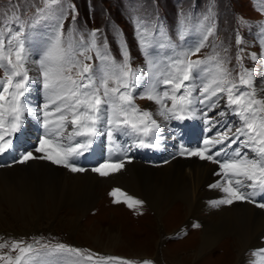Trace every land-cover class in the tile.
Segmentation results:
<instances>
[{
  "label": "rangeland",
  "instance_id": "rangeland-1",
  "mask_svg": "<svg viewBox=\"0 0 264 264\" xmlns=\"http://www.w3.org/2000/svg\"><path fill=\"white\" fill-rule=\"evenodd\" d=\"M10 1L11 2L1 1L0 3V23L4 25L2 32L5 36L10 34L8 32V28L10 27L9 22H7L8 19L14 20V24L20 25L23 23L24 27L36 24L35 26H43L44 28L48 26L47 21H53L54 24L50 26V28L54 31L59 29V20L63 24V28L67 26L66 29H62V39L66 46L69 44L70 31L72 36L79 35V38L86 36L85 39L88 38L89 41H91V31L99 29L100 33L98 34L97 45H100L101 41L106 37L108 48L118 63L123 62L119 50L121 42L123 41L126 43L130 51L132 69L135 70L137 74L138 72H149L152 77L149 79L146 76L145 79L142 76L143 74H140L142 77H139V74L137 75V86L134 89L132 88V96L133 101L137 103L134 105L139 107L140 111L133 112L130 110L128 116L130 119L134 117L136 120L135 124L141 129L144 124H148L149 127H151L150 119L155 120L161 127L159 132L163 130L164 133L162 132V134L168 136L167 139L161 137L159 141V143L165 142L164 148H167L170 143L174 149L175 145L174 141L171 140V133H166L165 125H178L179 121L182 119H166L159 114L161 110L159 104L142 97L145 93L151 91L154 86L159 88L161 92L167 88L169 94H172L171 85L164 86L162 83L164 78H167L170 73L172 74L169 65L174 59L183 58L184 53L194 49L202 41L207 28L212 27L214 31L212 35L208 36V40L204 42L205 46L201 48L199 53L188 56V59L191 60L199 59L207 61L206 64L200 66V68L208 69L207 73H201L202 76H206L207 80H210L213 76H218L220 73L219 65L222 64L224 68L231 71V79L235 80L237 83L239 79L238 74L241 73L243 69L254 70V83L257 86H260L264 81V11L261 10L264 9V0H57L55 4H52L51 0H49L47 8L45 0ZM38 8H46L42 16L48 17L47 21L43 22V20H37V18L41 16L36 14ZM15 16H19L20 19L18 21L15 20ZM205 17H207V19H205ZM16 28H18V26H14V29ZM156 29L163 30L162 35H160V42L158 41V31ZM145 34H149V37H152V41L150 42L155 45H149L150 42H148V40L150 38H147V40ZM237 35L241 38L242 42L240 44L236 43L235 38ZM141 40L144 42L143 51L141 50ZM152 46H154V50ZM237 48L240 49L239 54L243 57L240 64H238L236 60L237 52H239ZM145 52L147 55H145ZM251 53L261 55L258 60L253 61L251 59ZM153 54L157 55L156 58H153ZM27 61L33 63L29 58H27ZM88 62H90L89 64L94 74L99 76L101 73L99 74V69H96V66L99 65L97 59L92 58L88 60ZM241 64L243 68H241ZM108 65L110 66L109 62ZM199 70L200 69H196L195 71ZM76 71V69H73L72 73H76ZM28 73L31 72L28 71ZM207 80L203 82H207ZM39 81L43 83L40 79ZM189 83H195V85H197L196 90L193 91V96H186V99L183 101L177 99L176 104L177 110L181 106L188 111L192 110L191 112L193 115L198 118V124L194 126L198 127V125L201 124L204 128L213 129L214 133L212 132V136L210 135L212 139L213 137L219 139L218 134L228 129L227 126H229L230 123H227V126L222 127L220 129L221 132H218L219 124L227 122L226 118H228L229 122H233L230 126L232 130L235 129V126H238V123L236 124L238 117L226 106V97L219 100V106L217 108L212 111H207V105L205 106L199 103V99L202 98L199 94V87L202 86V81H185V84ZM28 88L29 87H27V89ZM181 94H183V89L181 92L176 93L177 97ZM41 95L42 94L35 97V94H33L31 98H26L29 102H31V100L33 101V109L40 108L39 100H42ZM257 98H263V96L257 95ZM26 100L23 99L25 107L27 106L25 103ZM188 101H191V103H188ZM165 103L168 107H171L173 101L166 99ZM196 103H198L197 105L199 107H205L199 108V110H195V106L190 108L186 107L192 104L196 105ZM216 109L219 110V113L223 112L224 115L221 116ZM144 111L151 113L150 119L142 115ZM185 113H181V115L183 116ZM204 113H207V115L205 116ZM30 116L35 119L32 114H30ZM70 117L71 115L69 114V120L71 119ZM205 117H211V123L208 122ZM141 121H143V124ZM130 122L132 121L130 120ZM206 122L207 124H205ZM55 126V124L50 123L48 129L54 131ZM67 126H69V123ZM140 132L139 134L142 135L143 131ZM123 134L125 135V132ZM149 135L150 132L148 136ZM229 135L231 134L229 133ZM39 139V136L35 139H31L33 141L32 145H36L37 142L40 141ZM241 139L244 138L241 137ZM18 140L22 142V144L25 143V138L21 136L18 137ZM132 142L133 141H131V143ZM96 143L99 147L98 140H96ZM153 144L156 146L151 147L152 150L149 157H145L143 160L138 157L137 149L131 150L132 146H124L121 157H127V160L147 162L150 164H147L149 166L160 165V162L155 163L153 161L158 143L156 144L153 142ZM226 144L227 143H225V145ZM225 145L221 146V144H217L215 151L220 150L221 147H225ZM181 150H183V148H181ZM181 150L178 149V147L176 148L177 154L175 153V155H173L174 158L180 156ZM244 150V153H251L249 148H244ZM159 151L160 150H157L156 156H159ZM162 151L165 152V156L167 150L162 149ZM249 156L251 155L249 154ZM14 162H12L11 165H13ZM59 166L62 165H58V167ZM243 180L245 185L250 183V181L247 182L246 178ZM105 185V189L103 188L102 191L99 192L94 207L88 210V213L73 224L58 222L59 226L55 220H53L52 223L36 222L27 225L21 222H13L11 225L2 224V227L0 226V244L7 242L9 247L0 249V255L8 254L12 257V254L17 250L10 251L11 244L17 241L25 244L32 238L33 233L36 234L37 232H46L50 235H61L60 237L62 239L60 240L67 244L72 243L82 246L88 251V255L93 254L95 257H99L100 255L104 257H119L134 262V264H140V262L144 260H150L153 264H178L172 259L176 255L179 256L180 259H183L182 261L184 264H217L221 261L220 257L226 253L229 242L225 240H229V234L212 247L214 249L213 252L211 251V253L203 254L197 261L193 262L189 254L192 252L193 245L195 244L194 241L196 242L198 239L197 232L202 230L198 221L195 220L183 224L186 220V216L181 218L179 215L180 212L178 215L172 216L170 211H168L167 214L170 215H165L164 220L162 219L161 222L152 216V213H150L143 204L134 205L130 208L125 202L126 197L120 196L119 194H117L116 197L110 195L113 189H120L122 191L123 189L120 187H116V185L111 183H106ZM241 189L243 192L250 190V188L247 187ZM260 195L264 196V194ZM117 198L119 202H114ZM177 203L178 202H176V204ZM206 212L207 210H204V213ZM63 215L64 214H61V216ZM66 217H69V215ZM74 226L80 229L76 231ZM114 228L118 229L120 234H122V240L119 239L116 241L114 245L115 248H113L112 252L103 251L101 242L95 244L87 237H84L82 235L83 233L81 234L82 231H88L89 234H96L102 238V241L106 242L108 233H110L109 231ZM123 240H125L126 243L134 242L136 244H140V241L146 240L148 244L141 248L146 254L143 256L129 254L132 252L129 250L132 249L133 245L131 247L128 243L126 246ZM153 242L158 244V248L156 245L154 246ZM221 242L223 243L221 244ZM259 250H261L259 246H251L248 248L244 252V260L241 264H261V260L264 262V253H260ZM171 254L175 255L172 257ZM89 261L91 260L88 259V262ZM91 263L120 264V261L102 262L100 258H95ZM0 264H6V262L0 260Z\"/></svg>",
  "mask_w": 264,
  "mask_h": 264
},
{
  "label": "snow or ice",
  "instance_id": "snow-or-ice-1",
  "mask_svg": "<svg viewBox=\"0 0 264 264\" xmlns=\"http://www.w3.org/2000/svg\"><path fill=\"white\" fill-rule=\"evenodd\" d=\"M49 0H45L47 8ZM52 4L57 3V0H51ZM46 8H38L37 15H43ZM264 11V9H261ZM19 16H15V20H19ZM75 19V18H73ZM207 19V17H205ZM59 29L54 38L49 42L48 47L42 53L39 58L38 64L43 76V87L49 90L54 95V99H50V104H56V107L52 109L53 112L59 115L56 119L59 123L56 124L55 130L50 131L46 137H41L39 141V147L35 149V152L43 153L42 156H34L33 152L29 151L24 154L19 162L23 163L32 159H44L53 164L62 165L65 168H69L72 172H82V167H77L73 162V157H78L87 152L93 143V138L99 133L98 127L103 121L106 120L108 127L107 136L108 139H112L113 124H129L127 117L120 119V113H127L128 108H131L133 112H139L140 110L133 105V96L128 91L130 88L137 86V72L131 67V56L128 46L123 41L120 46V55L122 57V63H118L115 57L112 56L105 37L100 45H97L99 29L91 31V45L87 48H82L79 51L72 48L71 43L65 45L63 37V24L59 25ZM139 30V28H138ZM214 29L209 27L206 29V34L203 36L202 41L192 50L184 53L183 58L174 59L169 65L170 68L175 69V74L171 73L167 78L162 80L164 86L171 85V95L167 88L162 92L159 88L153 87V89L144 94L142 98H146L150 101H155L160 105L161 110L159 114L166 119H185L191 118L192 113L185 109L183 106L177 110L176 100H185L186 96H191L192 91L196 90L197 85L195 83L185 84V81L201 80L202 86L199 87V99L200 104H205L207 101L208 111L219 106V100L226 97V106L233 109L235 115H238L242 121V125L232 132L231 128L218 134L219 139L213 138L211 140L204 141V148H197L192 151H188L187 155L197 156L201 160L211 161L219 164L220 170L225 177L234 175L237 177H245L247 181H250L245 185L241 180L235 181L236 187H233L232 179L226 180V186H223L222 190L227 194V198L212 201L213 206L220 204H231L236 200H248L249 202H255L254 197L258 194H264V98H257V85L254 83L255 76L254 70L243 69L238 74V83L231 79V71L224 68L222 64L219 65L220 73L218 76H213L210 80H207L206 76H202L201 73H207V68H200L201 65L207 63L206 60H191L188 59L189 55H195L199 53L201 48L205 46V41L208 40V36L213 34ZM10 33L7 45L5 41L0 39V68L6 69L7 82L3 83V92L8 93L10 89V115L11 122L7 129L4 128V120L2 114H0V153L11 147L12 140L6 139V137L19 132L22 124V117L25 113L31 110L23 106L19 97L23 96L28 90L26 85L29 81L28 69L25 67L26 63V49H25V31L24 25L21 23L18 28H8ZM71 36V31L69 32ZM241 38L237 35L236 43L240 44ZM143 41L141 40V50L143 51ZM95 49L97 59L101 61H108L111 66L118 68V72L113 70H107L102 72L99 76H96L90 65L83 64L78 56H84L85 60H91V56H86V51ZM15 55L13 61L12 56ZM145 55L147 53L145 52ZM261 54L251 53V59L253 61L258 60ZM243 57L237 53L236 60L240 64ZM6 61V64L4 63ZM243 68L242 64L240 65ZM73 69H76V75L79 79H76L72 75ZM200 69L199 71H195ZM19 78V79H16ZM114 80L116 86L110 87L109 81ZM207 80V82H203ZM123 89V90H121ZM183 94L177 97L176 93L181 92ZM102 90V93H101ZM264 91V89H262ZM216 98V99H213ZM173 101L172 106L168 107L165 100ZM5 100V96L0 94V101ZM60 103L57 104L56 102ZM191 103V101H188ZM234 106V107H233ZM2 107V106H0ZM49 105H45V109H48ZM187 112V116H182L181 113ZM69 114L71 119H68ZM221 116L223 112L219 113ZM43 124L45 129L49 128L50 112L45 110ZM144 117L151 118V113L144 111L142 113ZM206 116L207 113H204ZM212 118H208V122L211 123ZM70 123L73 126V132L69 134L68 139L71 141L73 137H83L82 141H75L70 144L60 143L63 138V132L66 130L67 124ZM143 124V121H141ZM151 127L148 124H144L143 128H138L135 123L131 124V128L134 131H143L144 137H147L149 132L155 129L159 131V124L155 120L150 119ZM231 133V135H229ZM244 137V139H241ZM227 144L225 145V142ZM217 144L225 145V147H231V145L239 144V147L233 149V158L226 159L221 162L216 159L219 157L223 149L212 152L211 149ZM138 146L140 147H155V144L147 142L144 138H139ZM242 148H249L251 152L256 155L249 156L248 153L241 152ZM184 154V151H181ZM123 167L122 161L105 163L99 167L93 168L92 171L98 172L101 176H108L113 172H118ZM210 187H221L219 183L210 185ZM247 187L252 189L250 192H242L240 188ZM119 194L126 197L125 202L128 207L132 208L134 205H142L143 201L128 196L127 193H123L120 189H113L110 195L114 197ZM114 202H119V199ZM257 206L264 208V203H259ZM19 241L13 242L10 246V251H14L19 248L20 254L11 257L8 254L0 255V260L6 262V264H33V250L35 244H28L26 247H19ZM36 243H39L37 241ZM9 247L8 243L0 244V249ZM42 248L51 253H75L79 254L80 249L70 247L63 243L53 245H42ZM260 253H264V249L259 250ZM256 254V253H254ZM87 259L91 260L92 256H88ZM100 261H120V264H134V262L124 260L119 257L101 256ZM140 264H153L150 260H144Z\"/></svg>",
  "mask_w": 264,
  "mask_h": 264
},
{
  "label": "bare ground",
  "instance_id": "bare-ground-1",
  "mask_svg": "<svg viewBox=\"0 0 264 264\" xmlns=\"http://www.w3.org/2000/svg\"><path fill=\"white\" fill-rule=\"evenodd\" d=\"M26 67L31 72L29 74L32 78L35 74L33 63L26 60ZM262 89H264V81L260 86H257V95L264 98ZM27 91L29 94L34 93L35 97L42 94V100L53 95L46 89L42 93H38L34 88H28ZM45 92L46 94L43 95ZM29 94L28 96L25 94L24 100L29 97ZM32 102V100L31 102L26 100V108L33 109L34 104ZM194 109L199 110V107L195 106ZM56 117H53L51 122L55 125L59 122ZM205 118L208 120L207 117ZM240 122H242L241 119ZM198 128L206 132L205 140L212 139L210 135L212 132L214 133L213 129L204 128L201 124L198 125ZM126 132L127 136L132 135L134 137L133 131L126 130L125 134ZM37 136H21L25 138V143L22 144L25 153L22 156L29 151L37 157L43 155V153L35 152L36 145H32L31 139H35ZM93 146V151L96 149L99 152L101 146L98 147L96 140L93 141ZM164 147V141L158 143L154 153L153 161L155 163L160 162V165L149 166L139 160L126 159L120 171L113 172L108 176H101L98 172L92 171L93 168L106 162L89 167L85 166L82 172H72L69 168L58 167V165L56 166L44 159H32L20 163L18 160L21 156L18 157L17 155L13 165H11L12 163L4 166L0 164V226L2 227V224L11 225L13 222H21L25 225L36 222L52 223L53 220L57 223L73 224L94 207L99 192L103 188L105 189L106 183H111L123 189L122 192L127 193L128 196L143 201L144 207L161 222L165 215H178L179 212L181 218L186 216L183 224L198 221L202 230L197 232L198 239L196 242L194 241L192 252L189 254L193 262L197 261L203 254L213 252L212 247L227 234L230 235V238L225 241H228L229 245L226 253L220 257L221 261L218 262L220 264H241L244 260V252L251 246H259L260 249H264V208L257 206L259 203H264V196L256 195L254 197L255 202L236 200L231 204L213 206L212 201L227 198V194L222 190L223 186H226L227 179H232L233 187H236L235 181L239 179L244 183L243 179L245 178L234 175L225 177L219 168V164L201 160L197 156L180 154L174 158L173 155H175L177 146L174 145L173 149L169 143L167 148ZM201 147H205L204 142L201 143ZM215 147L211 149L212 152H215ZM235 148V144L231 147H221L223 152L216 159L223 162L233 158V149ZM133 149L134 144H132L131 150ZM162 149L167 150L165 156ZM157 150H160L159 156H156ZM215 183H219L221 187H210ZM240 191H242L241 188ZM250 191L252 189L245 191V193ZM176 202L178 203L176 204ZM204 210L207 212L204 213ZM168 211L170 214H167ZM61 214L64 215L61 216ZM67 215L69 217H66ZM74 228L76 231L80 229L75 226ZM109 232L106 242L102 241V238L96 234H89L88 231H82L81 234L83 233L84 237L95 244L101 242L103 251L112 252L116 241L122 240V234L115 228ZM123 242L126 246L129 243H126L125 240ZM153 243L157 247L158 244ZM135 244L134 242L129 243L131 247L133 245L132 249L129 250L132 252L129 254L134 256L145 255L146 252L141 248L145 247L148 242L143 240L140 241V244ZM174 255L171 254L172 257ZM172 259L178 264H184L183 259L177 255ZM261 262L264 264L262 260Z\"/></svg>",
  "mask_w": 264,
  "mask_h": 264
}]
</instances>
